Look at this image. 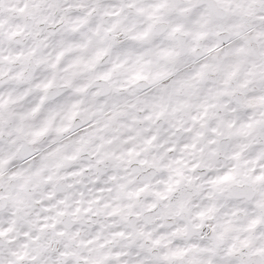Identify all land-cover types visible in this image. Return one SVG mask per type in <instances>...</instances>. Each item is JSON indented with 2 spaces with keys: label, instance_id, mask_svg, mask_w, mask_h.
<instances>
[{
  "label": "clouds",
  "instance_id": "1",
  "mask_svg": "<svg viewBox=\"0 0 264 264\" xmlns=\"http://www.w3.org/2000/svg\"><path fill=\"white\" fill-rule=\"evenodd\" d=\"M0 264H264V0H0Z\"/></svg>",
  "mask_w": 264,
  "mask_h": 264
}]
</instances>
